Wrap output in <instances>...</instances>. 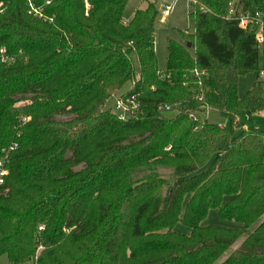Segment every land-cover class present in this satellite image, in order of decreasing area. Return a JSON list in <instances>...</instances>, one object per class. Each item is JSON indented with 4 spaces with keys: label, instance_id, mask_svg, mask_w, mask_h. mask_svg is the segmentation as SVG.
Listing matches in <instances>:
<instances>
[{
    "label": "trees",
    "instance_id": "obj_1",
    "mask_svg": "<svg viewBox=\"0 0 264 264\" xmlns=\"http://www.w3.org/2000/svg\"><path fill=\"white\" fill-rule=\"evenodd\" d=\"M32 1L45 19L26 0H0V158L16 145L0 187V259L264 264V132L240 121L264 112V82L238 94L241 76L264 70V48L223 18L227 0H200L211 12L190 13L183 43L167 40L163 69L151 0L126 23L130 0ZM128 83L122 120L104 107ZM211 209L249 231L237 249L244 230L202 225Z\"/></svg>",
    "mask_w": 264,
    "mask_h": 264
},
{
    "label": "rangeland",
    "instance_id": "obj_2",
    "mask_svg": "<svg viewBox=\"0 0 264 264\" xmlns=\"http://www.w3.org/2000/svg\"><path fill=\"white\" fill-rule=\"evenodd\" d=\"M85 1V0H84ZM149 0H130L125 8V14H124V21L125 23L130 20V18L133 16L135 10L137 8H143L147 4ZM174 0H158L155 3V6L157 7L159 11V18L156 22V31H155V54L158 59V66L161 68H164L166 66L167 62V43L168 39H175L180 42L183 41L182 33L185 34V30H194V25L193 22L189 16V11L190 7L188 4L183 1L179 0L178 2L175 3L173 7V12L172 15L166 19L161 18V6L164 3H172ZM87 4L89 5L88 1ZM86 5V3H85ZM87 7V6H86ZM134 66H135V71L137 73L138 77V71H139V63H138V58L136 55L132 56ZM258 80V72L256 71H251V73H248L247 75L241 76L238 81V94L240 97H243L249 90L252 89L253 83ZM132 83H128L125 85L123 89V92H116L112 98L109 99V101L106 102V106L104 107L105 110H109L112 113L117 112L116 108V101L123 95L125 92L128 91ZM264 84V83H263ZM125 91V92H124ZM23 103H20L18 106H20ZM176 110L175 111H168L165 113V115L169 118H173L176 115ZM209 117V120L213 123L219 124V125H226L229 126V121L224 118H220L217 116L215 111H210V113L207 115ZM69 116H57L56 119L58 120H67ZM241 123L244 125L245 128H255L259 131L264 132V113L262 112H256L253 114L245 113L241 115L240 119ZM77 169H80V167H77ZM171 172L170 170L166 169H161V173L163 174H168ZM203 226H209V225H221V226H227L230 228H235V229H242L244 230V234L241 237L240 241L236 243L235 245L232 246L233 249H237L245 236L249 233L248 230L244 228L243 225L237 224L233 221H227V220H222L218 211L211 209L209 211V214L202 222ZM176 232H181V233H187L189 229L181 224H178L176 226ZM0 264H7L6 258L3 257L0 259ZM25 264H33L31 261H27Z\"/></svg>",
    "mask_w": 264,
    "mask_h": 264
},
{
    "label": "built area",
    "instance_id": "obj_3",
    "mask_svg": "<svg viewBox=\"0 0 264 264\" xmlns=\"http://www.w3.org/2000/svg\"><path fill=\"white\" fill-rule=\"evenodd\" d=\"M28 6V14L37 16L38 18L45 19L44 14H42L41 9L35 7L32 0H26ZM153 3H156L158 0H151ZM178 2L179 0H174ZM164 3L161 6V18L166 19L172 15L173 7L176 2ZM190 7L189 16L191 12L198 11L199 13H208L211 12L210 9L206 7L204 3L200 0H183ZM86 6L88 7L87 0H85ZM48 4V3H47ZM227 12L223 15V18L229 22H235L244 32L251 34L255 44L259 48H264V7L255 6L252 0H227ZM3 12V3H0V13ZM191 18V17H190ZM192 19V18H191ZM52 20V19H50ZM193 31L185 30V34L191 33ZM3 54V51H1ZM1 62H10V59L6 58L4 55L1 57ZM196 71V70H195ZM198 75L199 72L196 71ZM259 82H264V70L258 72ZM130 104L135 108V104L132 100H128ZM117 114L120 119L125 120L127 114L129 113L130 107L123 103L119 98L116 103ZM164 111H170V107L162 108ZM16 148V145L11 146L5 153L3 158H0V187L3 186L4 180L7 177L9 170L7 164L9 162V152L13 151ZM42 229V227H39Z\"/></svg>",
    "mask_w": 264,
    "mask_h": 264
},
{
    "label": "crops",
    "instance_id": "obj_4",
    "mask_svg": "<svg viewBox=\"0 0 264 264\" xmlns=\"http://www.w3.org/2000/svg\"><path fill=\"white\" fill-rule=\"evenodd\" d=\"M192 20V19H191ZM161 68V67H160ZM165 68V67H164ZM161 69H163V68H161ZM124 88V87H123ZM120 92H123V89L122 90H120ZM125 92V91H124ZM262 113H264V112H262ZM241 119V118H240Z\"/></svg>",
    "mask_w": 264,
    "mask_h": 264
},
{
    "label": "water",
    "instance_id": "obj_5",
    "mask_svg": "<svg viewBox=\"0 0 264 264\" xmlns=\"http://www.w3.org/2000/svg\"><path fill=\"white\" fill-rule=\"evenodd\" d=\"M188 47H189V48L191 47V43L188 44Z\"/></svg>",
    "mask_w": 264,
    "mask_h": 264
}]
</instances>
